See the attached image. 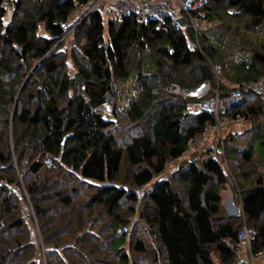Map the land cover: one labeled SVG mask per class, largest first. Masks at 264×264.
Wrapping results in <instances>:
<instances>
[{
    "label": "trees",
    "instance_id": "trees-1",
    "mask_svg": "<svg viewBox=\"0 0 264 264\" xmlns=\"http://www.w3.org/2000/svg\"><path fill=\"white\" fill-rule=\"evenodd\" d=\"M74 7L75 0H16L4 24L7 13L0 0V177L7 183L0 185V264H134L130 252L149 248L143 234L152 237L167 264H214L213 254L219 264H234L233 243L243 224L258 232L252 251L264 249V168L245 189L237 184L242 216L223 213L221 194L230 180L250 174L244 163L255 165V155L258 163L263 160L262 129L243 151L241 173L229 172L231 154L223 139L217 146L222 144L224 153L215 154L222 158L207 152L204 159L180 164L176 178L156 180L139 191L214 122L212 112L191 113L188 104L213 96L214 89L225 95L264 77V43L249 59L231 64L233 87L226 88L213 65H226L227 47L212 38L214 30L195 31L184 11L179 10L177 24L166 17L157 27L159 21L150 18L138 30L135 15L105 25L97 9L73 30L82 38L71 55L82 87L76 79L71 82L66 52L59 49L67 37L62 22ZM189 14L202 23L219 17L228 30L234 22L243 23L251 31L264 22V0H205ZM40 23L46 35L38 33ZM129 78L135 79L137 93L122 119L141 130L119 144L116 86ZM206 80L209 91L202 97L156 91L171 82L191 87ZM251 100L244 92L228 117L257 118L264 104H248ZM105 104L110 111H104ZM255 140L259 152L253 149ZM233 151L236 156L238 148ZM252 170L257 172L256 166ZM10 184L24 192L17 194ZM26 199L40 228L39 245L23 215L21 200Z\"/></svg>",
    "mask_w": 264,
    "mask_h": 264
},
{
    "label": "rangeland",
    "instance_id": "rangeland-1",
    "mask_svg": "<svg viewBox=\"0 0 264 264\" xmlns=\"http://www.w3.org/2000/svg\"><path fill=\"white\" fill-rule=\"evenodd\" d=\"M220 15L223 16V19H226V13L220 12ZM104 24L106 25V21L108 18L107 15H102ZM11 19V13H7L3 19V23L6 24L10 21ZM203 22V32L207 31L208 34H210L211 29L213 31V36L212 38L215 37V39L221 43H223L227 47V52L223 54L224 60L226 65L223 64H216L219 66V81L226 86V88H231L233 87V83L230 82L229 75H230V68H232L233 63L240 59H249L254 51V47L258 46L262 43H264V22L260 23L256 27L251 28L252 30L249 31V28H246L243 23H235L232 24L231 29H227L226 24H221L222 20L217 17L215 20L211 21H206ZM228 23V21H226ZM201 27V29H202ZM43 26L40 23L38 27V33L46 35L43 31ZM74 30V29H73ZM73 30L70 32H67L66 35L67 37L65 40L59 45V49L61 51L66 52V73L70 76H74V72L77 70L76 66L71 59V55L74 53L77 45L79 42L82 40L81 38V33H73ZM104 38H106V29L104 31ZM250 41V42H249ZM147 50H143L141 56L143 59L147 58V55L145 54ZM230 53V54H229ZM230 56V58H229ZM221 67V68H220ZM218 74V72H217ZM135 79L129 78V80L126 81H119V84H117V88L119 89V97L118 101L116 102L118 104L117 107V112L119 113L120 120H115V132L118 138L119 144H122L124 142H127L131 136H133L135 133L141 130V126L139 124L133 123L128 121L127 119H122L123 116L125 115V109L127 108L128 103L131 101L132 98L136 96V90L134 89L135 86ZM225 90V89H224ZM243 96L244 92L247 93V96H251L252 100L248 104H254V105H259L262 104V101L260 100L259 96L256 95L253 92H248L245 89H241ZM72 93V92H70ZM160 93L159 95L167 94L166 92H157ZM165 95L164 97H166ZM191 104V103H190ZM107 107V106H106ZM104 111H106L104 109ZM193 113V112H191ZM193 118L189 117L185 120V125L186 123L188 124L189 121H191ZM216 120V119H215ZM148 122V120L144 121V125ZM221 124V131L220 135L222 136V139H224V145L225 150L229 151L231 154V160L230 161V169L229 172L231 175H235L238 173H241L242 170L238 168L242 164V154L243 151L247 148H249V140L253 136L256 130H263L264 131V105H263V111L262 113L257 117V118H245V117H239L237 119H232L230 117H227L226 120L220 121ZM211 142H204L195 148H192L190 150H187L182 156L179 158L170 161L167 166L165 167L164 171L157 175L150 183L142 187L139 191H144V190H149L151 188V185L153 182L159 179H164V178H169L170 176H173L176 178L174 170L177 169V167L180 164H187L189 161L196 160L198 159H204L207 157V152H208V143L211 144L212 147H215L217 145V142L220 141V137L217 133H211L210 135V140ZM209 144V145H210ZM253 149L256 152L260 151V141L255 140L252 143ZM217 148L220 149L224 153V148L222 147V144ZM223 148V150H222ZM234 148H238V152L236 153V156H234ZM227 156H229V153H226ZM255 154V153H254ZM218 157V159L222 158V155L219 153L215 155ZM255 158L257 161L252 162L253 164H243L248 172L250 174L247 176V178L241 180L238 178V180H230V182L227 184L225 189L222 190V211L226 216H242L241 212V201H240V194H241V187L237 186L238 183H243L244 188L248 187L251 185V181L256 177V174L259 171H262L264 168L263 160H261V163H258V160H260L258 155H255ZM223 163L226 162L225 158L222 159ZM227 163V162H226ZM224 166V165H223ZM256 166L257 172L254 173V170L251 171L252 167ZM225 167V166H224ZM226 169V167H225ZM126 170V169H125ZM123 169V172L125 173L124 176H126V172ZM127 171V170H126ZM128 172V171H127ZM176 187L179 188L181 195H183V186L180 183L176 184ZM226 199H230L231 205L224 204ZM227 205V206H226ZM234 207L235 210L232 208ZM30 220V218H32ZM29 227H30V237L33 239L34 242H36L38 245L40 243V228L37 222V219L35 215H31L29 218ZM145 243L149 244V248L146 252L137 254L133 252H130L132 262L134 264H167L164 254L159 251V249L156 247L155 242L152 241V237L149 235L147 236L146 234H143ZM152 245L154 246V250L152 251ZM246 252L240 253V254H245ZM242 255V256H243ZM42 258V255L41 257ZM37 261L39 260V256L36 257ZM213 263L214 264H219L217 257L213 254L212 257ZM40 264L42 262L40 261Z\"/></svg>",
    "mask_w": 264,
    "mask_h": 264
},
{
    "label": "built area",
    "instance_id": "built-area-1",
    "mask_svg": "<svg viewBox=\"0 0 264 264\" xmlns=\"http://www.w3.org/2000/svg\"><path fill=\"white\" fill-rule=\"evenodd\" d=\"M16 0H2V7L9 13L13 7ZM107 1L110 3L112 9L115 12L116 19H122L129 15H135L139 22L146 21L148 19H156L159 21L158 26H160L163 19L170 17L172 22L179 23V15L174 11L173 8L184 11L189 21L195 31L199 30L203 23L201 19L192 17L189 12L199 6H201L205 0H162V1H152V0H75V7L72 12L67 15L66 20L62 22V28L66 32L73 30L81 21H83L91 12L97 10L102 2ZM195 42L198 43L197 35L195 36ZM193 45V44H192ZM192 47V46H191ZM215 73L219 71L218 65H213ZM241 89H245L248 92H253L259 96L260 100L264 104V77H259L256 81L243 82L242 86L237 89L229 91L225 95H220L218 89H214V95L208 98H202L196 103L188 104L187 111L193 113L199 112H212L214 114V122L207 124L202 131L197 133L188 143V149L195 148L196 146L209 142L211 133H217L220 137V142H222V136L220 135L221 124L220 121L226 120L228 117V111L231 107L241 103L244 100L243 93ZM157 92H170L181 94L184 97H202L205 93L209 91V82L206 80L200 82L191 87H183L178 84L171 82L165 88L157 89ZM107 106V107H106ZM106 111H110L111 106L109 104L104 105ZM205 144V143H204ZM45 164L50 167L52 161L49 157L45 158ZM228 168L227 163H222ZM6 181L0 177V185H6ZM10 189L15 191L17 194L23 191L22 186L19 188L15 184L9 185ZM24 192V191H23ZM27 200V199H26ZM230 199H226L224 204L229 205ZM22 211L25 218H29L33 215L32 208L29 202L21 200ZM226 205V206H227ZM231 205V204H230ZM234 210L235 208L232 207ZM258 232L255 228L243 224L237 232L236 240L233 243V247L237 253H240L244 249L249 253L248 263L254 264L259 258L264 261V250L260 249L255 253L252 252V243L256 240ZM234 264H245L241 258H236Z\"/></svg>",
    "mask_w": 264,
    "mask_h": 264
},
{
    "label": "crops",
    "instance_id": "crops-1",
    "mask_svg": "<svg viewBox=\"0 0 264 264\" xmlns=\"http://www.w3.org/2000/svg\"><path fill=\"white\" fill-rule=\"evenodd\" d=\"M133 1H139V0H133ZM152 1H162V0H152ZM174 11H176V13H180L179 9H176V8H173ZM98 10L101 12V14L103 15H107L108 14V18H107V21L106 23L108 22V20H111V19H116L115 18V12L114 10L112 9L110 3H108L107 1L105 2H102V4L98 7ZM178 13V14H179ZM103 17V16H102ZM211 142V141H209ZM210 143H208V154L211 155L212 157H215V154L219 151L220 149L217 148V145L215 147H212L211 144L209 145ZM252 249V247H251ZM264 250V249H263ZM243 252H246L244 255L243 254H240V253H243ZM253 252V251H252ZM240 253H237V257L238 258H241V260H243V262L245 264H251V263H248L249 261V253L248 251H246L245 249L243 251H241ZM255 253V252H254ZM243 255V256H242ZM254 264H264V261L262 258H259L255 261Z\"/></svg>",
    "mask_w": 264,
    "mask_h": 264
},
{
    "label": "water",
    "instance_id": "water-1",
    "mask_svg": "<svg viewBox=\"0 0 264 264\" xmlns=\"http://www.w3.org/2000/svg\"><path fill=\"white\" fill-rule=\"evenodd\" d=\"M142 26V22H139L138 24V30H140V27ZM76 79L78 82L82 84V87H84V79L79 75L78 72H75L73 78H71V82Z\"/></svg>",
    "mask_w": 264,
    "mask_h": 264
},
{
    "label": "bare ground",
    "instance_id": "bare-ground-1",
    "mask_svg": "<svg viewBox=\"0 0 264 264\" xmlns=\"http://www.w3.org/2000/svg\"><path fill=\"white\" fill-rule=\"evenodd\" d=\"M144 21H142V23H143Z\"/></svg>",
    "mask_w": 264,
    "mask_h": 264
}]
</instances>
